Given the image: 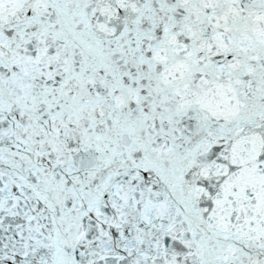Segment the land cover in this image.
<instances>
[{
  "label": "snow or ice",
  "instance_id": "snow-or-ice-1",
  "mask_svg": "<svg viewBox=\"0 0 264 264\" xmlns=\"http://www.w3.org/2000/svg\"><path fill=\"white\" fill-rule=\"evenodd\" d=\"M0 264H264V0H0Z\"/></svg>",
  "mask_w": 264,
  "mask_h": 264
}]
</instances>
